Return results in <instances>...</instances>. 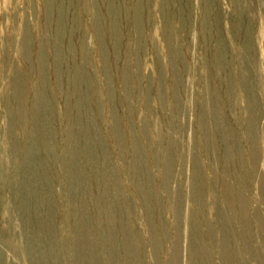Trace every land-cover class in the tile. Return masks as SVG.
Here are the masks:
<instances>
[{"label": "rangeland", "instance_id": "rangeland-1", "mask_svg": "<svg viewBox=\"0 0 264 264\" xmlns=\"http://www.w3.org/2000/svg\"><path fill=\"white\" fill-rule=\"evenodd\" d=\"M0 264H264V0H0Z\"/></svg>", "mask_w": 264, "mask_h": 264}]
</instances>
